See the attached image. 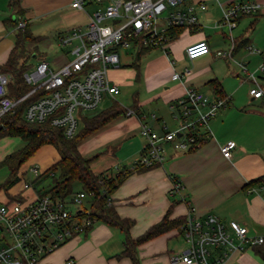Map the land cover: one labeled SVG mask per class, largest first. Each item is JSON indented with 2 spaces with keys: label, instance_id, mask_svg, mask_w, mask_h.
Segmentation results:
<instances>
[{
  "label": "crops",
  "instance_id": "0c3cea01",
  "mask_svg": "<svg viewBox=\"0 0 264 264\" xmlns=\"http://www.w3.org/2000/svg\"><path fill=\"white\" fill-rule=\"evenodd\" d=\"M232 1L237 0H187L184 7L194 6L196 24L175 26L181 29L172 34V28L167 31L168 53L160 47H150L135 67L132 66L134 54L122 50L119 66L107 71L110 82L118 87L131 79L142 85L143 90L139 87L135 91L132 102L137 101L138 113L145 114L144 121L157 131H161L162 125L174 129L170 105L189 87L207 95L229 97L226 107L209 121L212 134L202 145L183 152L166 143L165 159L161 164L132 172L115 189L111 198L117 213L134 221L130 229L132 237L158 222L171 204V218L185 216L191 208L196 216L213 214L224 222L234 220L246 226L250 234L264 235V95L253 98L248 90L244 98H239L228 82L231 76L237 75L232 70L235 64L251 81L250 87L255 84L247 69L249 57L258 55L259 65L264 56V44L250 36L249 32L254 28L250 16L264 15V0H242L255 1L260 6L255 13L239 16L236 26L230 30L222 22L221 5L227 6ZM8 3L9 0H0V66L7 61L16 41V28L9 20L15 17ZM70 3L71 0H20L22 18L26 22L32 21L33 18L27 17L35 13L36 18L57 25L59 37L72 27L86 23L77 22V15L83 14L85 19L87 15L71 7ZM200 3L205 9L199 8ZM52 15L56 18H51ZM200 40L208 43L210 52L188 59L186 47ZM252 40L263 50H249L248 46L255 48L256 45ZM232 45V57L216 54L217 50L227 51ZM244 50L245 55L236 57ZM128 53L132 55L130 58ZM257 67L252 73L256 76L255 72H260L256 82L264 90V71ZM175 71L180 73L179 79L171 78ZM151 114H155L156 119H152ZM84 139L78 145L83 156L99 153L101 158L115 159L109 166L92 168L95 173L104 174H117L120 168L131 170L145 145L139 120L135 115L126 114H120ZM228 140H233L235 145L230 157L226 158L220 145ZM6 154L7 151L0 160ZM172 176L181 180L180 195L169 194ZM34 194V188L29 187L22 195L33 198ZM6 199L0 192V201ZM123 236L118 228L95 222L36 264H65L68 260L73 264H132L128 257H116L123 249ZM179 237L183 238L182 232L172 229L140 244L137 253L139 251L142 256L141 264H171L169 255L186 247L171 245V241L178 242ZM227 264H264V261L254 250L247 248L230 254Z\"/></svg>",
  "mask_w": 264,
  "mask_h": 264
},
{
  "label": "built area",
  "instance_id": "2783aa9c",
  "mask_svg": "<svg viewBox=\"0 0 264 264\" xmlns=\"http://www.w3.org/2000/svg\"><path fill=\"white\" fill-rule=\"evenodd\" d=\"M186 1L71 0V7L87 15L84 25L74 26L59 36L60 45L70 46L71 59L53 70L47 59L40 58L34 70L24 73L32 89L18 99L7 95L10 75L0 72V117L36 89H41L44 94L25 108V120L31 123L48 121L61 127L67 137L73 136L83 112L97 108L103 93L112 98L119 93V87L110 82L107 71L119 66L120 51H131L135 55L142 47H160L168 53L167 31L175 26L196 24L194 6L184 7ZM86 4H94L93 11H86ZM198 6L205 9L203 3ZM259 6L255 1L242 0L221 5L222 22L231 30L239 16L255 13ZM25 24L24 19L18 18L15 28L23 29ZM232 47L227 51L217 50L216 54L232 57ZM248 49L258 51L251 46ZM209 52L205 40L193 42L185 49L190 60ZM257 69L264 71V56ZM249 76L255 82L249 94L253 98L262 97L264 90L256 82V76L252 72ZM171 78L179 79L180 73L175 71ZM228 100L227 96L207 95L189 87L170 105L174 129L162 125L161 131L144 121L145 114L128 108L125 114L137 117L140 133L145 138L142 153L133 167L161 164L165 159L166 143L187 152L199 141L207 140L212 134L209 121L226 107ZM151 117L156 119L155 114ZM234 145L233 140L220 145L224 157H230ZM40 172L37 162L28 167V173L34 177ZM29 187L32 185L28 181L20 185L23 191ZM181 187V180L172 176L169 194L180 195ZM22 197L0 201V264H36L93 223L86 217H77L82 209L86 215L89 213L84 207L86 193L83 191L59 198L49 193L38 194L35 190L33 198ZM182 235L186 247L169 255L171 264H227L230 254L264 243V235L250 234L246 226L234 220L224 222L213 214L199 217L191 208L185 214ZM65 264L73 262L68 260Z\"/></svg>",
  "mask_w": 264,
  "mask_h": 264
},
{
  "label": "trees",
  "instance_id": "16d2710c",
  "mask_svg": "<svg viewBox=\"0 0 264 264\" xmlns=\"http://www.w3.org/2000/svg\"><path fill=\"white\" fill-rule=\"evenodd\" d=\"M8 6L15 17L14 19L10 17L9 20L15 27L18 18H22L23 9L20 7V0H9ZM179 29L181 27L172 28L171 34L176 33ZM42 38L43 36L34 35L29 31L27 22L23 29H16L15 45L11 49L7 61L0 66V72L10 75L7 84L8 96L18 99L32 89L33 86L25 81L24 73L29 67L27 64L28 57L33 56V54L37 55V52L35 53L34 49L28 45L36 44ZM148 49L150 47H142L135 53L132 66L138 67L141 56ZM43 94V90L36 89L19 101L12 111L0 117V138L17 137L23 142L21 147L7 153L0 160V166H5L9 172L6 181L0 184V192L8 199L20 200L23 198V190L20 189V185L24 181H28L38 194L49 193L59 198L69 197L78 191L85 192L84 207L89 210V213L86 215L85 210L82 209V211L77 212V217H86L93 223L104 222L118 228L124 236L123 249L116 257H128L132 264H141L137 253L138 246L172 229H178L182 232L185 216L171 218L170 213L173 206L171 204L158 222L148 227L142 234L132 237L130 229L134 221L127 217H121L117 213L111 195L129 174L151 167H132L129 171H125V168H120V170L118 168L117 174L95 173L91 163L99 153L85 157L78 149L79 143L84 138L120 114H125L128 108L138 113L137 101L134 100L129 107H124L115 101L110 107L102 109L93 116L83 115L81 117L82 128L73 136L67 137L61 127L54 126L48 121L31 123L25 120L23 116L25 108ZM203 142V140L199 141L198 145L191 151L202 145ZM42 147L54 149V160L45 169H42L36 177L33 176V180H26L24 176L28 173V167L31 165L29 161ZM49 175H51V184L48 187L39 189L34 187L36 182ZM251 182L247 185H250ZM91 194L93 196H90ZM90 226L86 227L85 231ZM250 248L264 261V243Z\"/></svg>",
  "mask_w": 264,
  "mask_h": 264
},
{
  "label": "rangeland",
  "instance_id": "374dc122",
  "mask_svg": "<svg viewBox=\"0 0 264 264\" xmlns=\"http://www.w3.org/2000/svg\"><path fill=\"white\" fill-rule=\"evenodd\" d=\"M94 7H95L94 4H86L85 5L86 11H88V12L93 11ZM27 18L28 19L33 18L32 21H27V23L29 24V26H28L29 31L34 35L43 36V38L41 39L40 42H37L36 44L34 43V44L28 45L30 48L34 49L35 53L37 52V55H35V57L34 56L28 57L27 64L29 65V67L27 68L26 71L31 72L32 70H34L35 67L39 63L40 58H42V57H44L45 59H47L49 61L50 66L53 70H57L63 64L68 62L71 59V55L69 53L70 46L60 45L59 37H58V33H57V25H52V24H50L51 22L47 23L48 21L44 22L41 19L36 18L35 13L28 15ZM51 18H56V17L55 16L53 17V15H52ZM76 18H77L78 23H84L87 21V19H85L86 17L83 14L77 15ZM250 20L253 21V23H254V28L251 29L249 32L250 36H252L258 42L264 44V15L259 14V13H255L254 16H250ZM252 42L254 43V45L256 44L255 46L253 45L256 49L263 50L262 47L255 42V40H252ZM244 52H245V50L243 52H240L239 54H237L236 57L242 56V54H244ZM123 53L124 52L120 51V56ZM246 53H248V52L246 51ZM130 56H132V55L129 54V58H130ZM249 58H250V61H249L250 63L247 66V69L250 72H252L258 66L259 57H258V55L257 56L252 55ZM126 60H128V59H126ZM142 61H143V59H142ZM232 70L237 75L230 77V79L228 81V82H230L229 88H232V90L234 91V93L237 97L244 98L245 95L248 93L249 87L251 85V81L248 80L246 78V76L243 75L240 68L237 67L235 64L232 67ZM255 74L257 76L258 74H260V72H255ZM128 80H129V77H128ZM239 81H240V83H239ZM119 86H120L119 87L120 93L117 94L115 99L118 101V103H120L123 106H127V105L131 104L132 97H133L135 91L139 90V87H140V90H143L142 85L139 86V84H136V82L133 79H131V82L123 83V84H120ZM114 102H115V100L112 97H110L106 93H103L102 100L100 101V104L98 105V107L93 109V110H86L83 112V114H84V116H87V117L93 116L94 114L100 112L102 109L110 107ZM81 128H82V122L80 121L78 124L77 131H79ZM82 141L84 142L85 139H83ZM22 144H23V142L17 137L6 136V137L0 138V156H2V154L6 153V151H7V153L12 152L13 150L21 147ZM94 154H96V153H93L92 155H94ZM92 155H89V156H92ZM54 157H55V152H54L53 148L42 147L36 153L34 158L30 159L29 162L30 163L38 162L41 165L40 167L42 170V169H45L49 164H51L53 162ZM113 159L114 158L109 157V156H105V157L102 156V158H101V156L98 155L92 161L91 167L94 169H98L101 167L109 166L110 164H112ZM8 175H9L8 169L5 166H0V184L4 183L6 181V179L8 178ZM24 178L26 180L31 181V180H33L34 177L30 173H27L24 176ZM50 184H51V175L46 176L45 178L36 182L34 184V187H36L37 189L45 188V187H48ZM93 224H95V223H93ZM177 240H178V242L176 240L171 241V242H173V243H171V245H175V247L177 246V248H178V246L186 245L184 243V240L182 237H179ZM62 245H60L59 247H61ZM57 249H55V250H57ZM54 251H52V252H54ZM138 256H139V259L141 262L142 256L139 255V251H138Z\"/></svg>",
  "mask_w": 264,
  "mask_h": 264
},
{
  "label": "water",
  "instance_id": "95a60500",
  "mask_svg": "<svg viewBox=\"0 0 264 264\" xmlns=\"http://www.w3.org/2000/svg\"><path fill=\"white\" fill-rule=\"evenodd\" d=\"M33 56L35 57V54H33ZM0 128H1V125H0Z\"/></svg>",
  "mask_w": 264,
  "mask_h": 264
}]
</instances>
